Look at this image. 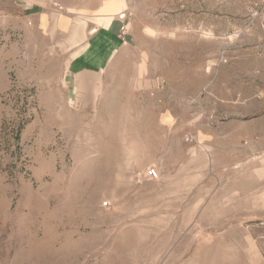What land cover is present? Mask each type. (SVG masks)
Here are the masks:
<instances>
[{"label": "rangeland", "instance_id": "obj_1", "mask_svg": "<svg viewBox=\"0 0 264 264\" xmlns=\"http://www.w3.org/2000/svg\"><path fill=\"white\" fill-rule=\"evenodd\" d=\"M0 264H264V0H0Z\"/></svg>", "mask_w": 264, "mask_h": 264}, {"label": "crops", "instance_id": "obj_2", "mask_svg": "<svg viewBox=\"0 0 264 264\" xmlns=\"http://www.w3.org/2000/svg\"><path fill=\"white\" fill-rule=\"evenodd\" d=\"M54 15V13L52 11H50L49 9H47V11H44L43 14H39L37 16V18H41L44 23H46V21L48 19H51L52 16ZM60 17V16H59ZM65 18H61V22H65ZM69 20V18H68ZM74 24H71V31L73 28ZM121 26H122V22H118V21H111L108 25H103V26H97L96 29L94 31H92L93 36L91 37L93 39L92 42H94L96 44V46H100L102 44L105 43V47L107 48L108 51H113L114 48L118 47V45L123 41L122 38L126 39V36L122 35L121 33ZM67 30V33L71 32ZM95 34V35H94ZM91 54H93L92 51H90ZM102 58L99 57V62L95 65L92 58L89 59H85V62H83V60H77L73 67L75 70L81 69L83 67H92L94 65V67L96 68H101L103 67L106 63H104V60H101ZM97 62V61H96Z\"/></svg>", "mask_w": 264, "mask_h": 264}, {"label": "built area", "instance_id": "obj_3", "mask_svg": "<svg viewBox=\"0 0 264 264\" xmlns=\"http://www.w3.org/2000/svg\"><path fill=\"white\" fill-rule=\"evenodd\" d=\"M125 16H126V15H125L124 13H121V14H120V18H121V19H124ZM126 28H127V26H126L125 24H122V26H121V33H122V35L125 34V32H126ZM146 175H147L149 178H151V179L158 178V177H159V171H158V169H157L156 167H149V168L147 169Z\"/></svg>", "mask_w": 264, "mask_h": 264}]
</instances>
